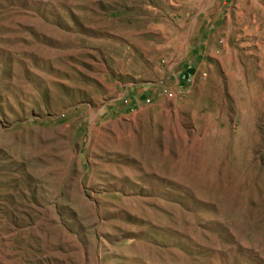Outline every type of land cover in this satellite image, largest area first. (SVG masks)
Listing matches in <instances>:
<instances>
[{"label": "rangeland", "instance_id": "1", "mask_svg": "<svg viewBox=\"0 0 264 264\" xmlns=\"http://www.w3.org/2000/svg\"><path fill=\"white\" fill-rule=\"evenodd\" d=\"M0 264H264V0H0Z\"/></svg>", "mask_w": 264, "mask_h": 264}]
</instances>
